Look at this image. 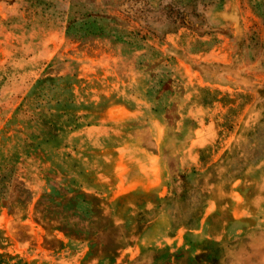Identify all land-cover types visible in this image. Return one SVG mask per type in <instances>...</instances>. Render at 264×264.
I'll use <instances>...</instances> for the list:
<instances>
[{
  "label": "rangeland",
  "instance_id": "obj_1",
  "mask_svg": "<svg viewBox=\"0 0 264 264\" xmlns=\"http://www.w3.org/2000/svg\"><path fill=\"white\" fill-rule=\"evenodd\" d=\"M0 264H264V0H0Z\"/></svg>",
  "mask_w": 264,
  "mask_h": 264
}]
</instances>
